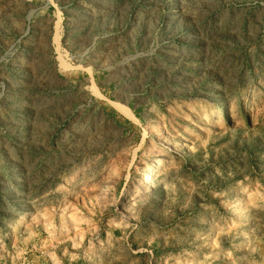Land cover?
<instances>
[{
	"label": "rangeland",
	"instance_id": "obj_1",
	"mask_svg": "<svg viewBox=\"0 0 264 264\" xmlns=\"http://www.w3.org/2000/svg\"><path fill=\"white\" fill-rule=\"evenodd\" d=\"M0 264H264V0H0Z\"/></svg>",
	"mask_w": 264,
	"mask_h": 264
}]
</instances>
